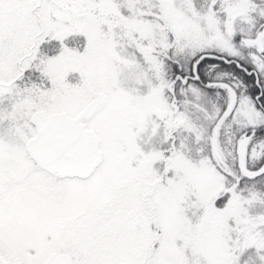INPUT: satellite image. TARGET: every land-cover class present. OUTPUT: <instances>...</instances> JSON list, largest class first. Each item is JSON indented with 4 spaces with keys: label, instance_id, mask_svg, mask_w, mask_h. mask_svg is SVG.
<instances>
[{
    "label": "snow or ice",
    "instance_id": "6c2138e0",
    "mask_svg": "<svg viewBox=\"0 0 264 264\" xmlns=\"http://www.w3.org/2000/svg\"><path fill=\"white\" fill-rule=\"evenodd\" d=\"M0 264H264V0H0Z\"/></svg>",
    "mask_w": 264,
    "mask_h": 264
}]
</instances>
